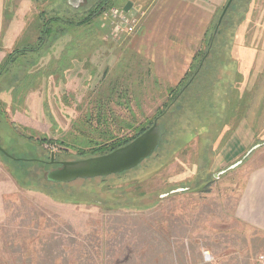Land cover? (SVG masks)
<instances>
[{
	"label": "rangeland",
	"instance_id": "374dc122",
	"mask_svg": "<svg viewBox=\"0 0 264 264\" xmlns=\"http://www.w3.org/2000/svg\"><path fill=\"white\" fill-rule=\"evenodd\" d=\"M153 1L34 0L20 24L0 78V264H264V226L242 208L264 166V0H228L173 86L133 41ZM155 123L140 166L48 183L52 155L102 156Z\"/></svg>",
	"mask_w": 264,
	"mask_h": 264
},
{
	"label": "crops",
	"instance_id": "0c3cea01",
	"mask_svg": "<svg viewBox=\"0 0 264 264\" xmlns=\"http://www.w3.org/2000/svg\"><path fill=\"white\" fill-rule=\"evenodd\" d=\"M33 2L34 0H0V72L24 33L25 29H20V24H25ZM227 2L228 0H155L151 3L144 25L133 41L137 44V52L151 60V68L165 85H176L184 78L209 24ZM2 94L0 93L1 100L5 97ZM258 157L260 156L255 161L252 160L253 163H256ZM245 191L242 208L248 207L247 213L257 214L259 217L252 222L260 227L264 226V166L257 164L253 168Z\"/></svg>",
	"mask_w": 264,
	"mask_h": 264
},
{
	"label": "water",
	"instance_id": "95a60500",
	"mask_svg": "<svg viewBox=\"0 0 264 264\" xmlns=\"http://www.w3.org/2000/svg\"><path fill=\"white\" fill-rule=\"evenodd\" d=\"M232 2L233 0H229L224 13ZM81 3L83 0H69V4L75 8H79ZM131 7V3H128L125 6V12H129ZM165 133V127L155 123L132 142L111 153L83 160L62 162L60 168L48 172L47 180L55 184L71 183L77 180L106 179L128 172L140 166L158 151ZM50 163H55L54 155Z\"/></svg>",
	"mask_w": 264,
	"mask_h": 264
},
{
	"label": "built area",
	"instance_id": "2783aa9c",
	"mask_svg": "<svg viewBox=\"0 0 264 264\" xmlns=\"http://www.w3.org/2000/svg\"><path fill=\"white\" fill-rule=\"evenodd\" d=\"M105 16L110 17L111 19H118V23L123 26H126L129 33H134V30L137 26L136 20H133L127 13H121L119 12V10L113 9L111 10V12H105Z\"/></svg>",
	"mask_w": 264,
	"mask_h": 264
},
{
	"label": "trees",
	"instance_id": "16d2710c",
	"mask_svg": "<svg viewBox=\"0 0 264 264\" xmlns=\"http://www.w3.org/2000/svg\"><path fill=\"white\" fill-rule=\"evenodd\" d=\"M234 1H235V0H234ZM234 1H233V2H234ZM232 4H233V3H232ZM99 10H100L99 13L104 12V8H103V7H101ZM9 57L11 58V56H9ZM2 73H3V71L0 72V74H2ZM144 132H145V131H144ZM141 134H142V133H141ZM141 134H140V135H141ZM140 135H139V136H140ZM129 143H130V142H129ZM129 143H125V145H127V144H129ZM125 145H119V146H118L117 148H115V149L112 148V149H110L111 151L108 152V153H111V152H113L114 150H116V149H118V148H121V147H123V146H125ZM105 147H108V146H105ZM105 150H109V149L106 148ZM100 151H103V150L100 149ZM108 153H107V154H108ZM31 162H33V161H31ZM102 180H106V179H102ZM48 183H50V184H54V185H60V184H55V183H51V182H48Z\"/></svg>",
	"mask_w": 264,
	"mask_h": 264
},
{
	"label": "flooded vegetation",
	"instance_id": "af4514ba",
	"mask_svg": "<svg viewBox=\"0 0 264 264\" xmlns=\"http://www.w3.org/2000/svg\"><path fill=\"white\" fill-rule=\"evenodd\" d=\"M68 2H69V0H68ZM83 2L88 4V3H89V0H83ZM61 163H62V162H55V163H53V164H51V163L49 164V162H47V161L45 162L46 165H48V166H52L53 169L60 168V167L62 166ZM55 167H56V168H55Z\"/></svg>",
	"mask_w": 264,
	"mask_h": 264
}]
</instances>
